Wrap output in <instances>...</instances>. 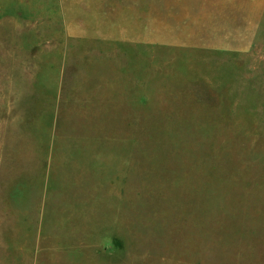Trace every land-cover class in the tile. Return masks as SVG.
I'll list each match as a JSON object with an SVG mask.
<instances>
[{
  "label": "rangeland",
  "instance_id": "374dc122",
  "mask_svg": "<svg viewBox=\"0 0 264 264\" xmlns=\"http://www.w3.org/2000/svg\"><path fill=\"white\" fill-rule=\"evenodd\" d=\"M61 77L68 137L112 145L111 246L41 234L19 178L0 264H264V0H0L1 180Z\"/></svg>",
  "mask_w": 264,
  "mask_h": 264
},
{
  "label": "crops",
  "instance_id": "0c3cea01",
  "mask_svg": "<svg viewBox=\"0 0 264 264\" xmlns=\"http://www.w3.org/2000/svg\"><path fill=\"white\" fill-rule=\"evenodd\" d=\"M65 81L64 77L57 81L54 111L45 120V124L42 113L40 126L25 128L23 140L19 142H16V128H5L8 134V157L11 159L8 165L12 166L8 180L0 178V184L6 183L0 185V202L4 204L8 200L5 192L7 185L10 187L14 184L15 188H20L15 181L23 178L26 189L25 212L29 214L27 220L31 225L40 226L41 234L49 228H70L71 235L85 238L88 244L92 241L93 244L110 247L105 222L108 215L105 210L106 186L110 187L112 183V173L116 176L115 184L121 186V176L117 172V166L115 170L112 167V145L108 149L110 162L107 166L106 152L109 143L79 138L71 140L73 138L68 137L67 127L62 128V121L65 125L69 123L66 110L63 109L68 101L63 99ZM95 112L101 110L96 109ZM16 145L20 146L19 150L11 157V150ZM118 147L117 145L114 154L115 165L120 164L117 159L120 157ZM118 185L114 193L121 195L122 189H118ZM108 192H111L110 189ZM65 205L71 212L69 220H63L61 215L66 210ZM60 219L61 226L57 224ZM112 244L117 243L113 241Z\"/></svg>",
  "mask_w": 264,
  "mask_h": 264
}]
</instances>
